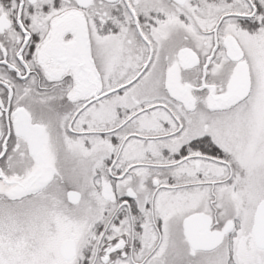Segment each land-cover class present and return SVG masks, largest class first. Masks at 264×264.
<instances>
[{
  "label": "snow or ice",
  "instance_id": "obj_1",
  "mask_svg": "<svg viewBox=\"0 0 264 264\" xmlns=\"http://www.w3.org/2000/svg\"><path fill=\"white\" fill-rule=\"evenodd\" d=\"M0 264H264V0H0Z\"/></svg>",
  "mask_w": 264,
  "mask_h": 264
}]
</instances>
